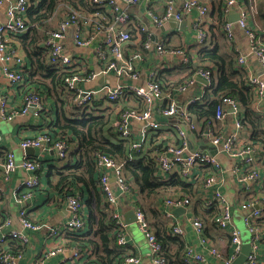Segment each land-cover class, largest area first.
<instances>
[{
  "label": "built area",
  "instance_id": "built-area-1",
  "mask_svg": "<svg viewBox=\"0 0 264 264\" xmlns=\"http://www.w3.org/2000/svg\"><path fill=\"white\" fill-rule=\"evenodd\" d=\"M95 11L86 14L67 5L65 15L59 22L56 29L47 31L41 45L44 47L48 63L63 69L66 75L63 78V87L69 93L72 103L83 113L92 108L93 102L99 97L110 103L120 102L129 94L139 98L143 107L127 108L120 111L118 120L114 121L115 131L119 137L130 139L134 148L142 147L147 141V133L150 130H157L162 125L158 120L161 118H175L176 142L166 143L162 150L153 153L157 163V172L162 180L169 179L172 174H178L187 182H197L201 180V187H213L212 196L206 199L209 207L218 209L213 217V222L219 229L230 228L232 251L224 256L219 249L213 245L204 234V225L200 218L187 214L185 221L188 222L195 235L198 244L205 250L196 249L193 244H186L183 253V263L185 264H208L207 258L214 257L218 264H232L233 259L241 251L242 241L240 233L232 223V207L224 193L217 185H222L226 168L216 157V154H209L199 150L189 148L188 133L201 132L209 138L210 144L217 152L227 154L232 160L231 171L236 174L239 183L245 185L250 196L241 202L240 207L244 211V223L251 234L250 252L242 264H259V243L264 237V225L256 224V219L264 216V194L256 191V186L261 184L260 171L255 166L256 148L250 142H239L237 131L242 127L240 121V104L234 96L222 97L215 107L214 117L205 122L203 128L200 123L192 119L187 107L176 104L170 95L168 99L164 96L161 84L158 80L157 70H151L144 84L136 85L141 73L134 66L135 61L142 58V50H153L158 54L171 53L175 55L183 64L190 62L189 52L185 48L166 49L163 41L153 42L148 36L141 44L140 48L131 50L128 55L123 51V46L131 39L130 32L126 29L130 21V14L123 8L117 0H89ZM124 5H136L142 1L149 0H120ZM7 2L5 19L0 23V71L12 86L23 85L26 81L28 66L24 62L23 56L13 45L12 36L25 34L29 25L27 24L26 11L32 5L33 0H0V5ZM235 9L238 13L236 21L227 20V14ZM193 10L197 13V20L194 24L196 29L197 44L205 45L208 39L206 24L203 18L207 14L208 8L201 0H166L165 11L161 15L148 10L147 14L155 26H161L169 17H174L181 21L185 15ZM105 13L107 15H105ZM224 22L221 26L222 32L233 42L234 30L238 26L247 36L251 51L257 60L260 68L264 70V43L257 37L256 31L249 25V10L238 0H224L223 8ZM68 27H74L73 42L78 47H88L95 44L98 39V47H95V54L102 67L100 71L83 70L78 60L73 56L65 45V32ZM139 30L146 32L144 23L139 24ZM240 67L247 64L245 56L238 57ZM99 72L114 73L117 77L127 75L132 83L117 84L115 86L102 85L90 89H85L84 81L95 78ZM195 75H199L205 80V91L210 90L215 77L209 68L199 67L194 70ZM248 81L253 87L254 93L259 98L264 97V81L258 75L251 74ZM184 86L179 85L177 90L182 91ZM202 97H194L189 104L200 100ZM167 99V103L163 102ZM32 109L36 117L47 118L48 108L43 101L42 92L36 87H30L23 92L22 102L19 106L10 107L6 94H0V117L5 121H11L16 116L25 114ZM232 111L235 114L234 130L231 134L223 137L216 130L217 122L222 121L227 114ZM262 124L264 127V114ZM49 120H47L48 122ZM137 122L141 123L137 137L131 139V127ZM143 122V123H142ZM50 129V128H49ZM1 143V134H0ZM19 148L25 149L33 147L41 151L52 150L59 160H64L69 155L70 146L63 137H56L49 130H41L34 136H23L18 143ZM4 160L0 165L1 174L4 180L10 179V175L16 168H22L28 175L20 184L14 196L18 201L32 198L35 190L41 184L40 174L42 164L38 157H28L23 155L20 160L11 149H3ZM95 171L97 173V185L102 193L104 201L111 208V218L116 224L117 244L127 248V237L125 232L126 224L123 215L117 209L120 196L130 192L122 164L113 156L95 151L93 154ZM207 173L200 177L201 171ZM22 190V192H21ZM3 192L0 191V203L3 200ZM22 200H20V199ZM198 198V196H197ZM67 205L70 209L69 218L48 229L49 236L58 237L60 234L78 232L84 229L86 222L80 215V200L75 194L66 195ZM191 204L188 197L165 196L161 200V212L164 218L168 219V230L173 235L186 240L182 225L172 220V209L183 207L187 209ZM136 223L143 233L145 241L149 247L151 261L153 264H168L163 256L162 245L151 229L143 210L134 207ZM19 229L8 230L6 227L11 224V219L3 212L0 214V264H23L22 250H10L5 246L8 240H17L21 244H27L28 234L25 230L37 231L45 227L43 223L31 221L26 209L18 211ZM63 246H58L50 250L47 255H54L63 251ZM91 255V247L75 245L71 249V258L78 259L81 256ZM123 264H139V259L135 255L128 254L124 258Z\"/></svg>",
  "mask_w": 264,
  "mask_h": 264
},
{
  "label": "crops",
  "instance_id": "crops-1",
  "mask_svg": "<svg viewBox=\"0 0 264 264\" xmlns=\"http://www.w3.org/2000/svg\"><path fill=\"white\" fill-rule=\"evenodd\" d=\"M117 1L123 8H126L130 14V21L126 26V29L130 32L131 39L123 46V51L126 55H128L131 50L140 48L144 34V40L149 36L153 42L163 41L166 49H175L177 47H181L185 48L190 55V62L188 64H183L175 55L169 52L160 55L153 50H142V58L135 61L134 63L135 68L141 73L140 79L134 82L136 85L144 84L150 71L155 69L158 72L157 78L161 84L164 96L168 99V97L171 95L177 105L181 107L188 106L189 101L192 98L200 96L202 97L205 92V80L199 75H195L194 72L196 66L207 65V63L200 61V55L202 54L201 51L209 50L215 46L219 47L221 52L227 56L233 58L235 57L237 64L238 57L245 56L247 64L242 66L244 73L247 74V76H250L251 74L258 75L264 81V73L262 75L258 74V69L260 67L251 51L249 40L243 30L238 26L235 27L233 42L228 41L222 32V24L219 23L218 18H220L221 11L222 19H224V0H201V2L207 5L208 8L207 14L203 18V24H206V29L208 32V39L205 45L197 44L196 29L194 26L197 20V13L195 10L185 15V17L181 20L185 21L182 28L176 25L177 20L174 17H169L161 26H155L147 14V11H153V13L157 15L163 14L165 11L166 0L142 1L139 4L130 6L124 5L120 0ZM238 1L249 10L250 17L248 23L254 29V31H256L257 37L260 39V41L264 43V14L262 15L257 11V0H253L255 4H248L247 0ZM177 2L180 3L181 0H177ZM7 4L8 3L5 2L0 5V23L5 19ZM67 5V3L57 4L52 16L42 25L37 27L36 32L41 36V40H39L40 44L43 41L47 31L56 29L58 27L59 22L65 15ZM230 12L226 16L227 20H229V18L233 17L235 14H238L235 9H232ZM142 23H144L147 27L146 32H141L139 30L138 26ZM162 26H164L163 29ZM73 34L74 27H68L65 32V45L70 53L76 57L83 70L100 71L102 65L100 61H98V58L95 54V47H98V39H95V44L93 45L88 47H78L73 42ZM12 39L13 45L17 47L18 52L21 54V56H23L24 62L28 66L27 77L23 85L12 86L7 82L6 78L0 71V94H6L8 96L10 107H16L21 104L23 92L26 89L30 87L38 88L42 92L43 101L48 108L47 120L49 121L47 122V120L43 119V117H36L33 114L32 109H29L25 114L16 116L11 121H5L0 117V165L4 160V155L1 152L3 149L13 150L17 160H20L23 155H26L28 157H38L42 164L40 186L37 190H35V195L32 198L26 200L19 198L22 201L17 200V198L14 196V191H17L20 184L23 183V180L28 175V172L22 168H16L12 175H10V179L4 180L0 170V191L4 193L2 197L4 201L0 203V214L3 212L11 219V224L6 227L8 230L20 228L18 211L21 208L26 209L27 215L31 221H37L45 225L44 228L37 231L25 230V232L28 234L27 244H21L20 241L17 240H8L5 243V246L10 250H22L23 264H88V261H94L95 259L92 247L91 255H87L90 258L86 257L85 255L78 259H72L71 249L75 245H79L77 244L78 241L70 237V235H67L68 233H62L58 237H51L48 233L49 228L60 224L69 218L70 209L67 205V194H75L79 197L80 215L86 222L84 229L77 232L76 234H85V239H87L89 238L88 233L91 232V230L88 228L90 207L87 205V200H89L91 196L93 197L91 185L90 189L83 182H71L66 189H61L58 182L60 177L59 173L66 174L70 171V169H67L69 166L72 167L76 165L78 154L74 151L77 146V142L75 140H71L69 155L62 161L59 160L56 157L54 151L50 149L47 151H41L40 149L36 148L33 149L30 154H28L25 152V149L23 150L18 146L21 137L34 136L41 130H49V124L55 123L59 108H61L63 114L68 117H79L84 113L72 104V101L68 95H63V98L67 99L69 103H67L62 98V95H58L57 89H53L54 86L50 82V79L41 78L39 73H35V69L32 76L31 70L33 69V64L29 61L19 36H12ZM214 72L215 69L213 67V76L215 77ZM38 79H42L44 81ZM120 83L127 84L132 83V81L127 75L117 77L112 72H99L95 78L84 81L82 86L85 89H90L102 85L115 86ZM179 85L184 86L182 91L177 90ZM167 99L163 100L165 104L167 103ZM95 101L96 102H93L92 108L85 113L93 112L99 113L101 115H108L111 119V125L114 129L113 131L117 135L118 133L115 131L114 121L118 120L120 111L127 108L143 107L142 101L133 94H129L125 99H122L120 102L116 103H110L106 101L104 97H99ZM63 102L64 104L62 107L61 103ZM240 109L242 112H244L241 105ZM249 109L259 116H261L262 113L264 114V97L259 98L257 94L253 92ZM158 120L162 123L159 129H157L158 139L165 141L164 146L166 143L176 142L177 137L175 131L177 129L175 127V123H177L178 120L171 117H158ZM234 120L235 114L232 113V111H227L226 117L222 121L217 122L215 125L216 130H218L223 135V137H226L234 130ZM140 125L141 123L137 122L132 125L131 139L137 137ZM153 132L155 131H151L150 134H154ZM193 133H188L189 148L191 150H199L203 152L204 150H207V152L211 154L209 151L212 150V146L208 136ZM237 133V139L239 142H249L251 140V130L248 126H245L244 128L241 127ZM149 138L150 137L148 136L146 144L148 143ZM255 148V166L260 171L261 179V184H258L255 190L264 194L262 189V183L264 181V149L261 144L257 143L255 144ZM216 157L222 163L224 168H226V171L223 175L224 180L222 185H217L214 188H218L221 192H223L229 201L232 207V223L240 233L242 244H249L251 234L245 226V213L241 209L240 204L245 199L249 198L250 191L247 190L245 185L238 182L236 174L231 171V158L223 152H217ZM206 173L207 172L205 170L201 171L200 177ZM156 176H160L158 172ZM93 178L96 190L99 192L98 199L101 200V204H104L106 202L104 201L102 193L99 191L97 186L96 172L94 173ZM193 185L196 189V192H194V194L196 193V200H191L190 206L187 209L183 208V213H179L178 215H174L172 213L173 210L178 207L173 208L171 212L172 220L181 224L185 232L186 240H183V246L185 247L186 244H193L196 249H206V247L202 248L198 244L196 235L191 225L185 221L186 215L191 214L202 220L204 225V234L208 237L210 242L215 245L224 256L229 255L232 251L230 228L222 230L215 226L214 222L212 221L213 212H215V210H212V208L215 207H209L205 202L206 199H209L212 196L213 187H201V183L198 185ZM116 192L118 196H120L117 209L123 215V221L126 224L125 232L128 242L127 248H124L126 254L135 255L139 259V264H153L151 261L150 250L145 241L143 233L138 228L136 221L131 223L126 221V219L130 217V214L126 218L125 216L129 213V211H134V207L143 210L151 229L154 231V233H156V231L159 230L157 225L161 227L164 224V221H162L161 218L166 219L163 217L161 212L160 203L162 198L156 206L154 203L152 204V207H156L157 211L160 212V218V215H158L157 212L154 213L149 210L148 206H146V210H144L138 205L140 196L135 186H131L130 192L125 195H121L118 190ZM178 194H171L170 196H180ZM91 206L94 207V203H92ZM166 221L169 222L168 219H166ZM261 221L264 222L263 220ZM58 246H63L65 249L54 255H47L50 250H54ZM165 252L169 257L168 260L171 264H184L181 258L182 254L180 253L177 243L171 242L166 244ZM127 255L124 256L126 257ZM125 257L122 256L121 260L116 264H123ZM207 261L208 264L219 263L216 258L211 256L207 258ZM259 264H264V237L259 243Z\"/></svg>",
  "mask_w": 264,
  "mask_h": 264
},
{
  "label": "trees",
  "instance_id": "trees-1",
  "mask_svg": "<svg viewBox=\"0 0 264 264\" xmlns=\"http://www.w3.org/2000/svg\"><path fill=\"white\" fill-rule=\"evenodd\" d=\"M248 4H255L253 0H247ZM244 2V1H243ZM246 2V1H245ZM257 11L264 14V0H257ZM67 3L70 7L89 14L95 11L89 0H33L32 5L26 11L28 31L19 36L25 53L29 61L33 64L31 70L32 76L39 73L41 78L50 79L53 84V89H57L58 95H69L63 87V78L66 72L60 67L50 65L47 61V53L44 47L40 44L41 36L36 32L37 27L46 22L53 14L57 4ZM246 4V3H245ZM105 15H107L105 13ZM219 23L223 24L222 13L220 11ZM222 26V25H221ZM145 34L142 40L144 42ZM200 61L207 65H198L199 67L209 68L213 72L215 69V81L210 88L204 92L202 98L188 105L187 111L192 116V119L201 124L203 128L205 122L214 117L215 107L219 100L224 96H234L239 104L243 107L244 112L240 109L241 126H248L251 130L250 143L253 145L261 144L264 149V127L262 124V116L257 115L249 109V104L252 101L253 87L248 81L247 74L244 73L235 57L227 56L222 53L219 47H213L209 50L201 51ZM211 65V66H208ZM44 81L42 79H38ZM67 103V99L63 98ZM63 103H61L63 107ZM73 104V103H72ZM74 105V104H73ZM49 131L56 137H63L67 143L71 144V140L77 142L74 152H77L76 165L69 166L70 169L66 174L59 173V186L61 189H66L69 184L83 182L90 189L92 187L93 197L87 200L89 209V238L85 239V234L78 235L77 232H70L67 235L78 241L77 244L93 248L94 261H88V264H116L124 255L125 247L117 244L116 224L111 218V208L106 204H101L98 199L99 192L96 190L93 175L95 171L94 159L92 154L95 151L107 153L118 160L122 164L125 177L130 184V187L137 189L140 200L138 205L160 215L155 206L160 199L171 194H178L182 197H188L190 200H196L194 192L196 189L193 184H200L201 180L190 183L187 182L178 174H172L169 179L162 180L157 174V163L153 157V153L164 148L165 141L158 139V130L154 134L147 133L150 137L148 143L140 148L131 146L129 139L118 137L113 131L111 119L108 115L99 113H84L79 117H68L63 114L62 109L57 111L55 123L49 124ZM201 132H194L193 134ZM146 138V139H147ZM91 185V187H90ZM98 186V185H97ZM264 191V181L262 183ZM100 191V190H99ZM196 202V201H195ZM94 203V207L91 204ZM213 212V217L217 214L218 209ZM212 217V221H213ZM161 218V215H160ZM163 226H158L156 237L161 242L163 256L168 260L169 257L165 252V245L175 242L180 249L182 261L184 246L183 240L176 235H173L168 230V222L166 219ZM264 216L256 219V224L263 226ZM79 232V231H78ZM16 249V248H14ZM90 258V257H88ZM185 264V263H184Z\"/></svg>",
  "mask_w": 264,
  "mask_h": 264
},
{
  "label": "water",
  "instance_id": "water-1",
  "mask_svg": "<svg viewBox=\"0 0 264 264\" xmlns=\"http://www.w3.org/2000/svg\"><path fill=\"white\" fill-rule=\"evenodd\" d=\"M231 13V12H230ZM172 17V16H171ZM238 18V14H235L233 17L229 18V21H236ZM185 21H181V22H176V25L179 26L180 28L183 27ZM164 26H162L163 29ZM176 27V26H175ZM264 73V70L262 68L258 69V74L262 75ZM143 123V122H142ZM33 147H27L25 148V152H27L28 154H30L33 151ZM204 152H207V150H204ZM211 154H216V149L212 147V150L209 151ZM184 209L183 207H178L176 209L173 210V214L174 215H178L179 213H183ZM130 214V217L126 219L127 222H134L136 221V216H135V212L134 211H129V213L125 216V218ZM250 252V245L248 243H243L242 244V249L240 254L233 260L232 264H242V262L246 259L248 253Z\"/></svg>",
  "mask_w": 264,
  "mask_h": 264
},
{
  "label": "rangeland",
  "instance_id": "rangeland-1",
  "mask_svg": "<svg viewBox=\"0 0 264 264\" xmlns=\"http://www.w3.org/2000/svg\"><path fill=\"white\" fill-rule=\"evenodd\" d=\"M146 210V209H145Z\"/></svg>",
  "mask_w": 264,
  "mask_h": 264
}]
</instances>
